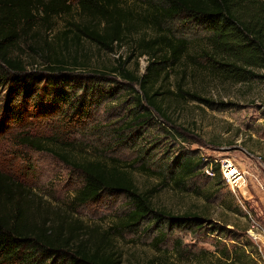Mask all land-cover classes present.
<instances>
[{
  "label": "rangeland",
  "instance_id": "obj_1",
  "mask_svg": "<svg viewBox=\"0 0 264 264\" xmlns=\"http://www.w3.org/2000/svg\"><path fill=\"white\" fill-rule=\"evenodd\" d=\"M75 1L71 15L55 17L51 30L38 23L39 36L29 34L18 45L14 56L26 62L29 72L48 73L32 45H41L46 38L56 43L69 21L83 19ZM121 1L134 14L132 31L114 51L99 49L87 40L79 49L70 45L66 54L77 51L88 64L64 73L88 80L109 74L116 63L127 61L129 69L142 75L151 61L144 51L165 52L163 44L157 45L164 33L186 38L188 46L180 62L163 72L155 87L164 93L165 115L152 112L150 116V112L138 119L146 108L136 103L134 91L117 73L108 77L113 85L117 82V94L87 109L82 117L72 119V113L62 108L48 111L46 105L39 109L33 102L22 117H16L5 107L11 103L7 81L0 85V170L30 190L33 206L81 221L87 234H112L120 264H264V238L260 237L264 199L252 187L254 183L264 191V181L255 182L252 173L257 164L264 176V67H246L253 71L247 78L233 79L211 58L207 28L182 18L150 27L143 18L156 12L154 5L148 0ZM186 92L209 102L192 99ZM26 137L71 145L80 159L121 160L141 190H154L152 207L164 216L152 213L130 230L118 226L134 209L126 194L105 192L96 201L76 204L74 197L84 185L82 171L51 152L28 146L23 142ZM187 158L195 166L191 172L183 167ZM225 159L246 175L236 192L224 182ZM207 168L215 175H208ZM249 185L253 195L246 194ZM192 216H198L197 223L189 220ZM169 217L187 219L179 223Z\"/></svg>",
  "mask_w": 264,
  "mask_h": 264
},
{
  "label": "trees",
  "instance_id": "obj_2",
  "mask_svg": "<svg viewBox=\"0 0 264 264\" xmlns=\"http://www.w3.org/2000/svg\"><path fill=\"white\" fill-rule=\"evenodd\" d=\"M148 1L155 6L156 12L143 18L145 25L152 27L182 18L185 22L207 28L211 58L223 67L222 71L227 76L240 81L253 72L246 67H264V0ZM75 3L83 19L69 21V26L55 38L56 43L46 38L43 44L31 46L46 63L48 73L43 74L29 72L26 62L14 56V52L29 34L33 38L39 36L38 23L51 30L55 17L71 15L73 0H0V85L10 82L11 98L6 110L22 117L28 103L33 102L39 109L46 105L48 111L62 108L72 113V119L82 117L89 112L87 109H93L117 94V82L113 85L108 77L118 73L134 91L136 103L146 108L138 119L147 118L150 112V116L152 112L164 116V93L155 87L163 72L167 73L180 62L187 50V39L164 33L161 43L157 44H163V53L152 51L150 43L148 49L152 52H144L150 54L151 61L147 72L142 75L129 69L127 61H119L118 65L111 67L109 74L88 80L71 77L64 71L86 66L88 61L86 56L82 59L77 51L66 54L70 45L79 49L87 40L99 49L114 51L134 27V14L124 7L121 0H76ZM218 57L223 61L217 60ZM186 94L192 99L209 102L196 93ZM53 140L26 137L23 142L34 149L51 152L82 171L84 185L74 197L76 204L96 201L105 192L126 194L132 199L134 209L121 219L118 226L130 230L140 227L152 213L164 216L152 207L154 190H141L121 160L80 159L71 152V145H52ZM183 167L187 172L195 168L188 158L184 160ZM29 191L0 170V264L121 263L114 249L112 234L108 231L85 233V225L81 221L33 206V201L28 198ZM197 218L192 216L189 220L197 223ZM169 219L184 223L187 218Z\"/></svg>",
  "mask_w": 264,
  "mask_h": 264
},
{
  "label": "built area",
  "instance_id": "obj_3",
  "mask_svg": "<svg viewBox=\"0 0 264 264\" xmlns=\"http://www.w3.org/2000/svg\"><path fill=\"white\" fill-rule=\"evenodd\" d=\"M260 159V157H258ZM221 171L223 175L224 182L226 185H228L234 192H236L237 189L241 188L243 184L246 182V175L243 173L240 168L233 163L230 159H225L222 162ZM206 172L210 176H214L215 172L209 168L206 169ZM254 238L257 239L256 236ZM261 251H264V241L261 244ZM262 260L264 261V255L262 257Z\"/></svg>",
  "mask_w": 264,
  "mask_h": 264
},
{
  "label": "crops",
  "instance_id": "obj_4",
  "mask_svg": "<svg viewBox=\"0 0 264 264\" xmlns=\"http://www.w3.org/2000/svg\"><path fill=\"white\" fill-rule=\"evenodd\" d=\"M256 166H254V168H253V170H252V173H253V176H254V178L256 179V180H254L255 182L257 181L258 182V180H259V182H263L264 181V176H263V171L262 170H260V168L258 167V165L257 164H255ZM258 179V180H257ZM252 187H254V189L258 192V193H260V194H262V199H264V191L263 190H260V187H258L256 184H252ZM253 191H252V189H251V187H250V185H249V188H248V190H247V192H246V194L248 195V194H251V195H253ZM260 237H262V238H264V230H263V232H260Z\"/></svg>",
  "mask_w": 264,
  "mask_h": 264
}]
</instances>
